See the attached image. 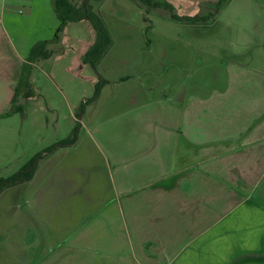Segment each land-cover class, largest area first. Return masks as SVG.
Returning a JSON list of instances; mask_svg holds the SVG:
<instances>
[{
  "label": "crops",
  "instance_id": "obj_1",
  "mask_svg": "<svg viewBox=\"0 0 264 264\" xmlns=\"http://www.w3.org/2000/svg\"><path fill=\"white\" fill-rule=\"evenodd\" d=\"M0 40H10L4 20ZM159 48L178 58L163 65L148 45L136 74L103 71L95 110L83 115L90 144L55 150L68 151L50 173L64 171L49 188L58 200H29L23 232L3 225L0 264H264V77L233 66L222 83L217 68ZM3 61L11 92L26 64Z\"/></svg>",
  "mask_w": 264,
  "mask_h": 264
},
{
  "label": "rangeland",
  "instance_id": "obj_2",
  "mask_svg": "<svg viewBox=\"0 0 264 264\" xmlns=\"http://www.w3.org/2000/svg\"><path fill=\"white\" fill-rule=\"evenodd\" d=\"M70 1L77 6L87 2L111 37V48L97 68L89 62H84V70L80 67L85 58L84 48L97 39L89 22L70 23L59 31L61 23L53 11V0H6L4 9V0H0V20H4L10 36L9 41L0 40V69H5L3 59L9 61L11 68L16 61L23 66L28 51L39 41H49L47 50L53 57L37 67L27 66L26 88L32 90L29 98L20 93L13 101L19 83L15 90L10 87L11 92L0 83V107L4 106L0 112V182L19 175L31 163L38 173L36 179L7 186L0 192V233L4 224L17 232L26 230V216L35 212L29 200H58L49 188L60 185V172L64 171L57 168L56 174L50 173L68 152L61 148L54 153L55 150L68 145H56L62 139L69 145L81 140L80 146L90 144V136L84 134L83 115L88 110V117L95 110L96 104L92 103L97 98V84L103 86V71L118 69L136 74L140 51L149 45L160 54L159 47H172L176 53H183L178 62L203 66L207 73L217 68V81L222 83L227 78L226 70L233 66L247 69L249 79L259 80L257 74L264 77V0H156L171 5L172 13L166 7L143 10L130 0ZM210 14V24L182 20ZM58 37L60 40L56 41ZM20 40L24 41L26 51L22 50ZM161 55L163 65L178 58ZM44 72L51 74V78ZM232 76L239 83L244 79L239 72ZM208 77L204 73V78ZM19 106L23 110L16 113ZM240 110L241 103L234 102L233 115Z\"/></svg>",
  "mask_w": 264,
  "mask_h": 264
},
{
  "label": "trees",
  "instance_id": "obj_3",
  "mask_svg": "<svg viewBox=\"0 0 264 264\" xmlns=\"http://www.w3.org/2000/svg\"><path fill=\"white\" fill-rule=\"evenodd\" d=\"M130 1L134 2L136 5H138L139 8L143 10H147V9L150 10V8L156 9L159 7H166L170 9L171 13L173 10V7L171 5L156 0H130ZM53 11L61 23L59 27V31H62V28L65 27L67 24L78 23L84 20H86L92 25V27L95 29L97 33V39L96 42L90 47L88 52L85 54V58L83 61L89 62L94 68H97L98 62L106 54L107 50L110 47V43H112L111 37L107 32V30L104 28V24L101 18L96 13L92 12L89 9L87 2H85V5L77 6L74 5L70 0H53ZM172 18L177 20V18L173 14H172ZM182 20L189 22V24H201V23L210 24L211 21L213 20V16L211 14L208 16L197 15L192 18L185 17ZM56 39H57L56 41L60 40L59 37ZM48 42L49 41H43L33 45L29 53L28 62L35 63L39 59H48L52 55L51 52L47 50ZM27 66H30V64L28 63L24 67V75L22 76L21 79L22 82L19 85L20 88L16 89L13 101H17V96L21 92L27 89L26 88L27 82L25 80V77L28 74ZM100 90H101V85L97 84V91L95 94L96 97L98 96V94H100ZM31 93L32 90L27 89V93H25V97L29 98L31 96ZM22 110L23 108L20 106L17 109H15L16 113L22 112ZM69 144L70 142L66 141L65 139L61 143L56 145V148L59 146H64ZM52 150L53 148L49 150V152ZM34 175H35V166L31 163L27 165L25 168H23L19 173V175L15 177L13 176L12 178L5 181H1L0 192L7 186L27 182L32 178H34Z\"/></svg>",
  "mask_w": 264,
  "mask_h": 264
},
{
  "label": "water",
  "instance_id": "obj_4",
  "mask_svg": "<svg viewBox=\"0 0 264 264\" xmlns=\"http://www.w3.org/2000/svg\"><path fill=\"white\" fill-rule=\"evenodd\" d=\"M83 5H85V2L83 3Z\"/></svg>",
  "mask_w": 264,
  "mask_h": 264
}]
</instances>
